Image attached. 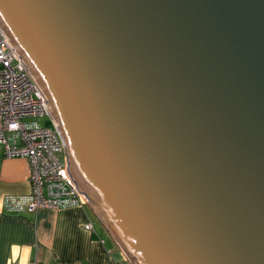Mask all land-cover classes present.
Masks as SVG:
<instances>
[{
  "label": "water",
  "instance_id": "obj_1",
  "mask_svg": "<svg viewBox=\"0 0 264 264\" xmlns=\"http://www.w3.org/2000/svg\"><path fill=\"white\" fill-rule=\"evenodd\" d=\"M0 28L130 264H264V0H0Z\"/></svg>",
  "mask_w": 264,
  "mask_h": 264
},
{
  "label": "built area",
  "instance_id": "obj_2",
  "mask_svg": "<svg viewBox=\"0 0 264 264\" xmlns=\"http://www.w3.org/2000/svg\"><path fill=\"white\" fill-rule=\"evenodd\" d=\"M48 106L42 88L0 28V144L7 159L28 162L31 182L29 195L4 199L10 214L69 210L89 203L70 173L66 147ZM42 118L53 124L42 125Z\"/></svg>",
  "mask_w": 264,
  "mask_h": 264
},
{
  "label": "crops",
  "instance_id": "obj_3",
  "mask_svg": "<svg viewBox=\"0 0 264 264\" xmlns=\"http://www.w3.org/2000/svg\"><path fill=\"white\" fill-rule=\"evenodd\" d=\"M0 146V264H130L88 205L8 213L4 199L29 195L30 173L26 160L7 159Z\"/></svg>",
  "mask_w": 264,
  "mask_h": 264
},
{
  "label": "rangeland",
  "instance_id": "obj_4",
  "mask_svg": "<svg viewBox=\"0 0 264 264\" xmlns=\"http://www.w3.org/2000/svg\"><path fill=\"white\" fill-rule=\"evenodd\" d=\"M48 122V119L47 118H42L41 119V124L42 125H45L46 123ZM2 147L0 146V149H1ZM8 197V196H7Z\"/></svg>",
  "mask_w": 264,
  "mask_h": 264
}]
</instances>
